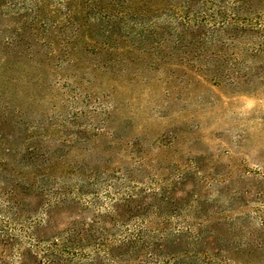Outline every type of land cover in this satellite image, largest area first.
<instances>
[{
  "label": "rangeland",
  "instance_id": "1",
  "mask_svg": "<svg viewBox=\"0 0 264 264\" xmlns=\"http://www.w3.org/2000/svg\"><path fill=\"white\" fill-rule=\"evenodd\" d=\"M0 264H264V0H0Z\"/></svg>",
  "mask_w": 264,
  "mask_h": 264
}]
</instances>
